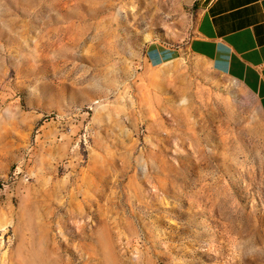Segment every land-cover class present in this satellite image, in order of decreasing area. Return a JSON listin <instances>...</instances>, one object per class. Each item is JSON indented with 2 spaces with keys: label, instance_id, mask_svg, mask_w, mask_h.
<instances>
[{
  "label": "rangeland",
  "instance_id": "1",
  "mask_svg": "<svg viewBox=\"0 0 264 264\" xmlns=\"http://www.w3.org/2000/svg\"><path fill=\"white\" fill-rule=\"evenodd\" d=\"M201 7L0 0V264H264V115Z\"/></svg>",
  "mask_w": 264,
  "mask_h": 264
},
{
  "label": "crops",
  "instance_id": "2",
  "mask_svg": "<svg viewBox=\"0 0 264 264\" xmlns=\"http://www.w3.org/2000/svg\"><path fill=\"white\" fill-rule=\"evenodd\" d=\"M188 47L217 72L251 86L264 115V0H202ZM177 52L153 46L150 54L163 62Z\"/></svg>",
  "mask_w": 264,
  "mask_h": 264
}]
</instances>
